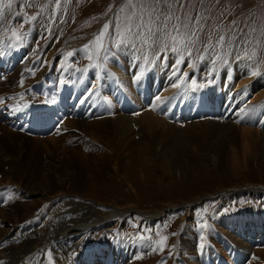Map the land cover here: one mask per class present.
<instances>
[{"label": "rangeland", "instance_id": "obj_1", "mask_svg": "<svg viewBox=\"0 0 264 264\" xmlns=\"http://www.w3.org/2000/svg\"><path fill=\"white\" fill-rule=\"evenodd\" d=\"M5 2H7V0H5ZM29 2H31V0H12L16 19L14 23L8 21L6 24L8 26H2L0 24V38L3 42H6L7 45L18 46L14 45L13 41L10 39V29L12 27L19 29L22 18L26 15H34L39 11L38 8L27 7V3ZM45 2L46 0H36L37 4H43ZM114 2H118V0H72L71 3L66 5V11L57 14L56 23L49 24V26L53 27L56 32V35L54 36L55 39L64 41L69 36L75 34H86V41L80 45L79 47L81 48L76 51L66 47V45L62 47V49L59 48L58 52L55 54L53 53V55L57 59L59 58L62 60H56L54 67H57V65L60 64L57 62L63 61V66L60 67V70L71 66L70 70L74 71V73H68L67 75L80 73L83 74V76H88V78L91 77V79H89L94 81L96 74L86 71L84 72V70H92V65L97 64V62L96 60H88L85 57V53L81 50L84 45L89 44L94 33L101 28L107 18L104 16V13ZM224 8H228L229 12L226 13L224 18H222L221 23L227 25L233 19L244 21L250 14L259 16L261 11L264 10V0H220L219 4L215 5L212 15H218V12L222 11ZM5 10H7V8H5L4 11ZM50 13L51 9L45 13V16L50 15ZM17 17L19 19H17ZM93 17H97V19L93 20ZM61 19L66 20L67 23H60ZM31 25L32 24H25L22 30L25 31L27 28V36L24 39L26 40L25 46L31 48L33 45L32 49H34V52H30V54L31 56H34H30L29 62L31 60V62H35L36 64L38 63L35 66L37 69L35 78H38L48 71V67H45V61L49 56L50 50L45 49L47 47L45 43L52 38V36L50 37L47 33H40L43 31L41 27L37 29L36 27H31ZM30 27L32 29L29 31ZM240 27H244V24L241 23ZM38 30L40 32H38ZM39 34L41 35L40 37L46 38L45 43H42L44 39L38 38ZM243 47L244 46L241 45V48ZM30 48H28V51H31ZM68 52H74V57L72 56L74 62L80 65H85L77 67L70 62H66L68 59L71 60L72 58L67 56ZM234 54L235 51L233 52V55ZM38 56H40V59H36ZM23 57L27 58V56H25V52ZM33 58L35 59L34 61L32 60ZM233 62L235 63V61H232V63ZM108 64H112V62L108 60L106 65ZM233 65L234 64H232V66ZM24 66L27 67L28 64H25ZM204 66L208 68L206 62L200 63V68H202L200 72L203 70ZM221 67L217 72V76H225V74H227L226 67ZM233 68L235 67L233 66ZM79 69L82 71H79ZM53 70H55V68H53ZM244 70L246 72L248 69L245 67ZM18 71L16 76L18 75ZM200 72L199 74L200 78L202 77L201 79L198 80L197 78L199 77H195L197 76V73H195L196 75L193 74L189 78L192 79L194 77L198 81L201 80L200 82H206L204 79L205 74ZM234 72V77L231 79L233 85L238 84L240 80L246 83H250L251 81L252 84L256 80L263 81L262 79H264V76L263 78H261V76H256L258 78L252 79V76H249L247 72L245 73L240 70L237 71L236 68L234 69ZM16 76L14 78L15 80ZM59 76L61 77V72L59 73ZM107 76H110L109 82H112L111 85H114L115 75L113 76L110 70H107L106 77ZM241 76H244L243 79ZM259 77L261 79H259ZM150 79L148 78L147 80ZM30 80L31 79H27V82ZM6 81L7 78L0 80V84ZM154 84L155 87L161 85L159 82L156 83V81H154ZM263 84L258 87H252V91L249 89V92L252 95L251 98L253 99L252 100L250 98L249 100H251V102L247 105L248 108H250L248 109V121L252 122L251 125L256 123L257 120L255 115L257 105L255 106L253 103V101H256L253 95L255 94V91L264 87ZM18 85L19 80H17V86ZM151 85L152 84L149 83L148 87ZM11 86H15V84H12ZM147 93L148 97L143 103H145L148 99V102L145 104L148 106L150 105L151 111H156V114L160 116L163 113L157 109L158 107H156V97H158L160 93L152 92L149 88ZM193 94H199V91L194 92ZM240 94H242V92H240ZM87 96L89 97L88 103L91 104V97L93 96L90 93L86 94L85 97ZM6 97L7 96H5V98ZM10 101H13V98H10ZM260 102H264V98H262ZM93 103H96L94 97ZM138 109H145V105L139 103ZM140 112L141 111H139V113ZM223 116L228 118V116ZM224 117H221L223 119L221 122L215 121L217 119H213L214 117L206 118V120L203 121L197 120V122L210 121L215 124H208L198 128H190L189 125L195 123L196 120H192L191 122L187 121L186 123L184 122L185 124H182V121L176 120L178 123L177 125L174 123L175 120H169L165 115L164 118L175 126L176 129L174 131H159V134L157 133L158 136L155 137V139L158 138L159 142L157 141V145L155 144L156 146L154 145L150 150L145 147L143 148L142 144H140V146L131 148L133 150H126L125 152H123L121 148L125 149V141L133 138L131 133L128 134L129 137L125 139H121L112 133H108L99 141L92 138L94 140L93 141L90 139L89 135H87L88 133L85 132V134L83 130L77 126H71V122L69 123L70 119L69 121L66 119L64 123L63 121L56 120L58 124H64L63 127L67 130V133H64L65 129L61 127L62 132H59V136L56 137L57 141L59 138V143H57L56 146H53V144L47 140V136H50L52 133L45 135L43 138L42 136H27L22 134L20 131H12L11 129L10 131L17 133L19 136L15 137L14 140H9V142L5 135V133L7 134L6 131H9V129L0 126L1 131H3L4 128L6 129L4 130V136H2L0 132V156L2 155L0 157V165L1 162L8 157L10 158L8 160H12V163L16 162L20 168V173H18V171H14L13 166L11 167L8 164L1 165L0 179L3 177L2 170H6L10 173L13 172L14 175L17 173L19 176H22L21 174L24 173L23 176L26 177L25 181L29 184L47 182L53 187L52 190L57 187L59 188L60 183H64L65 185L71 186L74 193L78 194L77 196L80 197H78L79 200L85 201L89 204L91 202V204L95 205L99 212H104V210L107 211L112 208H133L130 210L131 213H126V215H124L127 218L123 223L125 226L122 225L123 228L121 229V236L126 238L128 237V239H130V241L127 242V249L129 253L124 251L123 253L116 252L117 258L120 260L116 263L114 258L111 257V262L114 261V264H123L128 258H130L128 264H132L136 260L140 261L144 252L148 253V255H144L146 256L144 261H147L145 263L148 264H162V262H164V264H187L184 262L187 261V258H189L188 260L193 259L194 262H198L200 261V256H197V253L184 255V260H177L178 258L176 257L174 258V262L170 260L175 253V250L173 251V244L175 243L174 238L179 232L178 228L180 227L182 220L189 221L184 232H188L187 236L190 237V241H193V243L196 244L195 246L199 243L201 244V237L203 236H209L213 239V229L211 226V223L213 222V227L221 230L222 235L225 237L227 236L229 240L233 241L229 237L228 233H230V235H235L231 231H238L239 225L237 224L239 221L242 220L241 222L248 223V220L244 218V214H249L252 209L256 212L252 211V213L248 216H250L249 220L251 224H256V228L253 229V232L255 231L253 237L255 238L258 233L260 236L264 234V195L259 196V194L256 195L249 193V191L247 192V190H249L248 188H250L249 186H253L251 187L252 189L256 188L258 190H264V134L254 132L246 133L241 130H228L223 126H219L223 125V122L225 124L228 123V119ZM109 118L113 119L114 117ZM215 118H218V116ZM93 119L99 120L104 118ZM135 119H129L134 133L138 132L139 128L136 124L139 122ZM224 119H226L225 121L227 122H225ZM240 122L241 121H239V123ZM0 123L2 124V122ZM253 126L255 127V125ZM260 130L264 131V128L260 127ZM22 136H25V138ZM61 139L63 142H60ZM133 140L138 142L141 139L137 134H134ZM112 147L115 153L112 149H109ZM116 150L118 152L120 150V154L117 153ZM136 152L139 154H135ZM21 167L23 168V172L21 171ZM14 189L15 190L12 195L9 191V197L5 202V204L7 203L4 205L5 207L13 204V202L17 199H20L18 194L20 193L21 195V190H19V188ZM235 189L242 192L237 193L235 192ZM209 194L214 195L207 197ZM43 197L44 196L41 198L45 200ZM43 202L44 201H41L38 205L36 204L31 208V216L29 217L31 218L35 216L40 219L42 217L43 222L39 224L41 228L46 226L45 224L47 221L52 220L51 217L53 215L52 212L46 213L47 215L43 216L40 214L43 212V206L45 205ZM60 207L61 206H58V204H54L52 208ZM187 207L190 209L186 211L185 208ZM12 210L14 209L12 208L11 211ZM137 211H162L163 214L161 213L162 217L150 221L147 218H143L142 216L135 214ZM36 213H39L41 217ZM236 213L237 216L240 215L243 217L241 219H238L239 217L232 219L228 217L229 215H236ZM29 218L21 221L20 223L25 222ZM232 222H237V224H233V229L227 225ZM48 223L50 224V222ZM205 223L208 227L201 228L200 225ZM102 225L103 224H101L100 230L91 231L90 227L85 229L87 230L89 241L91 242L89 245L93 246L96 244L98 246V244H104L107 248H116L120 250L121 245H117V247L114 245V243L120 244L115 241L116 238L119 239V234L112 235V233H109L108 230L103 229ZM12 226H14L13 222H10L8 225L3 223L0 224V228L4 227L8 229L7 234H10H6L7 236L5 235L7 238L11 236ZM221 226H224L229 232L222 230ZM198 229L202 230V236L197 235L199 233H197ZM246 230L248 234L252 231L249 229ZM140 236L150 237V240H141L139 239ZM245 236L247 238V242L250 236ZM162 237H167L163 251H152L149 244H151L152 247H157L155 242L160 240ZM185 237L186 233H184L182 238ZM4 238H0V240H3ZM197 238L200 239L197 240ZM240 238L243 239L242 237ZM59 239L61 240V238ZM59 239H54V242L59 243ZM255 239H258V237ZM263 240L264 238H261V242ZM109 241L113 242L109 243ZM213 241L216 242L215 240ZM48 242L46 241V244L44 243L45 249L52 246V244H48ZM263 242L261 243L262 246L260 245L262 249H264ZM89 245L87 244L86 248ZM209 246L210 244H208L207 247L209 248ZM253 248L258 249L259 246L250 247L249 252L250 250H253ZM134 250L135 257L133 258ZM39 252L44 253L45 250H39L37 253ZM87 253L89 252L87 251ZM25 255H27V253ZM36 255L37 254H35L34 257ZM41 255L44 256L43 254ZM255 255L257 256V259L254 261L257 262L262 260L264 262V258L262 256L258 254ZM42 256L39 255L38 258L35 257L33 261H38V264H42V261L44 260ZM45 259L49 258L46 257Z\"/></svg>", "mask_w": 264, "mask_h": 264}, {"label": "bare ground", "instance_id": "obj_2", "mask_svg": "<svg viewBox=\"0 0 264 264\" xmlns=\"http://www.w3.org/2000/svg\"><path fill=\"white\" fill-rule=\"evenodd\" d=\"M15 19H16V16L14 15V7H12V10L7 9L4 11V22L0 24L2 26L3 25L8 26L6 25L7 22L9 21L11 23H14ZM17 19L19 18L17 17ZM31 27H36L37 29L41 27L43 31L40 32L38 30V32L43 33V34L47 33L49 34L50 37L52 36V38H50L46 43H45L46 41L45 37H40L41 35L39 34L38 38L44 39L42 43H45V45L47 46L45 49L50 50L49 56L47 57L45 61V67H48V69L55 68V70H53L52 72H49L48 70L47 72L42 74L39 78H35V74L37 71L35 66L38 63L37 64L35 62L32 63L31 60L29 62V58L31 56L30 52H34V49H32L33 45L31 48L25 45H24V48H22L23 44L26 43L25 42L26 40H24L22 44H19L18 46L10 47L9 45H7L6 42H3L0 38V51L1 52L5 50L8 53H12L18 56H23L24 52L25 54H28L26 60H24L23 62L16 61L15 65H11L10 56H7L6 62L3 61L0 64V80L7 78L6 82L0 84V87H1L0 91H2L0 92V97L4 95L7 96V99L0 100V106L5 105L6 111H11L13 109V106L11 104L12 101H10V98H13L14 97L13 95L17 94L20 91L23 92L24 88L29 89L31 84H35V85L31 86L30 92L38 98L36 101H40V103H43L45 100H47L46 96L50 95L48 90L55 89L53 87L51 88L50 86L46 85L48 79L56 80L59 78L60 84L62 86V91L60 92V90H58L59 92L58 95L63 94V97H65L66 106L61 105V106L56 107V111L52 113L54 121L57 118V116L61 114L62 111L64 110L66 112V115L64 112L65 119L63 120V123L66 119H68V121L70 119L69 123L71 122L72 124L71 126H77L81 130H83L84 133L85 132L88 133L87 135H89L90 139L94 138L95 140L99 141L100 139H102L104 135L108 133H112L121 139H125L129 137L128 134L130 133L133 135L132 136L133 138H134V134H137L141 140L137 142V141H134L133 138L132 139L130 138L128 141H125V144H126L125 149L121 148V150L123 152H125L126 150L131 151L133 150L131 148L140 146V144H142L143 148L145 147L148 150H150L155 144L157 145L158 138L155 139V137L158 136L157 133L159 134V131L160 132L164 130L174 131L176 129L175 126L169 123L168 120L165 119L164 117L169 111L171 107V103L174 100V98L180 96L181 94H186L187 96L194 95L193 94L194 92L189 91L188 93V92L183 91V86L179 90L173 87L171 88L172 83L178 82L176 78L173 77L172 75L173 65L175 63V58L173 56L169 55V58L166 61L163 60V58H161V60L156 61L154 64L146 66V65H143L142 62L138 63L135 59V56L132 53L119 52L114 57H111L109 59L112 62V64L106 65L108 63V60L103 62L105 68L104 67H92L93 68L92 70L90 69L84 70V72L86 71L89 73L96 74V77L93 81V80H90L88 76H83V74H80V73H75V75L74 74L67 75L68 73H72V72L74 73V71L70 70L71 66L65 67V69L63 68L62 70H60V67L63 66L62 64L63 61L57 62L60 64H58L57 67H54L55 61L56 60L59 61L62 59H59V58L57 59L53 55V53L55 54L56 52H58L59 48L62 49V47H64L65 45L66 47L71 48L73 51H76L77 49L81 48L79 47L80 45L85 43L86 34H81V35L75 34V35L69 36L64 41H61L60 39L59 41L54 38V36L56 35L55 34L56 32L53 27L48 25V27L51 28V33L47 32L45 30V27L40 22H33ZM31 27L29 31L32 29ZM25 31L27 32V28L25 29ZM30 45H31V42H30ZM28 48H30L31 51H28ZM33 56L34 55H32L31 57ZM73 57L71 58V60L68 59V61L66 62H70L71 64L77 67L85 65V64L80 65L78 63H75L73 61ZM34 58L32 59L33 61L35 60ZM96 62L97 64L101 63V61L99 60H96ZM30 63L33 64V69H30L26 72ZM25 64H28V66L25 67L24 66ZM186 64H187V61L185 62V65L181 66L179 71L182 73L187 72L188 73L187 79L189 81L191 80L189 77H191L193 74L196 75L195 73H197V76L195 77L196 78L199 77L197 78L198 80L201 79L200 74H199L200 70L202 69L200 68V63L197 65V68L195 70L191 68H187ZM232 64H234L233 66L237 69V71L240 70V71L245 72L244 69L246 66L242 61L232 63L231 60L228 65L223 66V68L226 67V70H227V74H225V76H217L218 71L216 73H213V75L210 77L207 76L206 74L209 68H206V66H204L203 70L200 72V73L203 72L205 74L204 75L205 80L213 78L216 81L215 85H212V86L206 85L205 88H203L205 94L208 95V97H210L212 92H214L216 96L215 99L217 100L216 105H217L218 110L216 112L217 115H214L213 119H217L215 121L221 122L223 121L221 117H224L223 115H225V116H228V118L224 117L228 119L227 120L228 123L225 124L223 122V125H219V126H223L224 128H227L228 130H241L242 132H246V133L254 132V133L264 134V131L260 130V127L264 128V110H263L264 104H262L264 102L262 103L260 102L262 98H264V87H262V89H259L258 91H255V94L253 95L256 100L255 102L253 101V103L255 104V106L257 105V109L255 112L257 120H256V123L253 124L255 125V127L257 126L256 128L253 125H251L252 122L248 121L249 119L248 109L250 108H248L247 106L248 103L251 102V100L249 99L252 97V95L249 92V89L250 91H252V87H258L262 85L264 82V79H262L263 81L256 80L252 84H251V81L250 83L249 82L246 83L240 80L238 84L233 85L231 79H233L234 77L235 68H233ZM107 70H110L113 76L115 75L114 85L117 87L116 93L118 94V96L120 97L122 95L126 96L127 94L128 98H131L133 102L136 104V109H138L139 103L145 105V109H138L141 111L140 112L141 114L139 112H138L139 114H135L132 111L125 112L121 109H118L117 111H115L114 109H103L101 111L102 114H107L108 116H109V113H114V116H109L112 118L114 117L113 119L109 117L105 118L98 114H93V106H94L93 97L96 102H98L100 99L103 100L104 98H106L108 94L107 91L110 88L109 83L112 84V82H109L110 76L106 77ZM17 71H18V75L16 76ZM79 71H82V70L79 69ZM248 71L249 70H246L247 73ZM60 72H61V77L59 76ZM141 72H143V75L141 76V78L138 81H134V76L139 75ZM15 76H16V80L14 79ZM152 76L160 77V80H162L163 82V84H161L162 92H159L160 99L157 100L156 102V107H158L157 109L162 111L163 113L160 116L156 114V111L155 112L151 111L150 105L148 106L145 104L146 102H148V99L145 103H143L145 99L148 97V93H147L148 88L150 90L152 88V92H158V91L153 90V88H155L154 81L158 83V80ZM260 76L261 78H263L264 75H260ZM243 77L244 76H241L242 79ZM26 78L31 79V80L27 82ZM148 78L149 79L151 78V79L147 80ZM256 78L258 77H252V79H256ZM261 78L259 77V79ZM14 80H15V83H14ZM17 80H19L18 86H17ZM61 81H63V83H61ZM88 83H91V84L87 86L86 84ZM149 83L152 85L148 87ZM12 84H15V86H11ZM37 84H41V86L39 87V85ZM245 87H247V93H248L247 95H244V92L242 91L243 89H245ZM32 89L36 90V92H33ZM225 90L226 91L228 90L226 97H225V94L223 93ZM240 92H242V94H240ZM89 93L92 94L93 96L91 97L92 98L91 104L88 103L89 97L88 96L85 97L86 94H89ZM200 93H201V90L199 91V94ZM107 99L111 103V106L112 105L116 106V102L113 101V97L107 96ZM224 99H226V104L227 106L231 108V110L228 109L226 105H223ZM175 107H179V106H175ZM49 108H52V107H49ZM46 110L47 109L45 108L43 109V111H46ZM186 111H187V108H186ZM92 114L95 116H90ZM0 116H3L1 112H0ZM130 116H134V117H130ZM217 116L218 118H215ZM91 117L104 118V119L98 120V119H93ZM133 118L134 119L136 118L139 122V123L135 122L139 126L138 132H135V133L132 130V127L130 125L131 122L129 120ZM190 120L191 119L183 118L177 121H183L182 124H185L187 121L189 122L192 121ZM193 120H196V122L193 121L195 123H192L190 125L188 124L190 128L191 127L198 128V127H202L208 124H215L210 121L197 122V119H193ZM225 120L226 119H224V121ZM177 121H175L174 123L178 125ZM200 121H203V120H200ZM239 121L241 122L239 123ZM55 124H53V126H55ZM0 126L6 127L7 129H9V131H6L7 134L4 132V130H6L5 128L3 131L0 130L2 136H4V133H5L6 137L8 138L7 139L8 141L14 140L15 137L19 136L17 133H13L12 129H11L12 131H10V128L4 122H2V124L0 123ZM63 126L64 124L62 125V123L58 124V126L56 127V129L50 136L55 137V138L58 137L59 132H62L61 127ZM63 129H65L64 133H67L66 128L63 127ZM35 136L40 137L39 135H35ZM50 136H47L48 137L47 140H49L53 144V146H56V144L59 143L58 142L59 138L57 141V138L55 139ZM22 137L25 138V136H22ZM42 137L44 138V136ZM61 141L63 142L62 139L60 140V142ZM109 149H112V151L115 153V151L113 150V147ZM117 153L120 154V150L119 152L117 151ZM135 154H139V153L136 152ZM5 159L1 162V165L8 164L11 167L13 166L14 171H18V173H20L19 165L16 162H15L16 164L12 163V160L11 161L8 160L10 159L8 157ZM21 171L23 172L22 167H21ZM2 172H3L2 173L3 177L0 179V205H1L0 206V224L3 223L5 225H8L10 222L14 223V226H12L11 236H9L8 238L6 237L7 235L10 234V233L7 234L8 229L4 227L0 228V238L6 237L3 240L2 239L0 240V261H3L4 264H15V262H21V264H38V261H33V259L35 257L38 258L39 255L42 256L41 254L44 255L42 256L44 258V260L42 261V264H49V259H45L46 257L48 258L47 253L49 250L52 251V257H53V260L55 261V264H97L96 262H100V264H114L115 262L117 263L120 260L117 258L116 252L123 253L124 251V252L129 253L127 249V245H128L127 242L130 241V239H128V237L126 238V237L121 236V232H122L121 229L123 228L122 225L125 226V224L123 223L125 219L127 218L124 215H126V213H131L130 210H132L133 208L131 209L129 207L128 209L127 208L125 209L124 208L123 209H118V208L113 209L112 208L107 211L104 210V212H99L97 208L95 207V205L91 204V202L89 204V203H86L85 201L79 200L80 197L77 196L78 194L74 193V190L71 189V186L69 185L60 183L59 188L57 187V188H54V190H52L53 187L49 185L47 182L29 184L27 181H25L26 177L23 176L24 173L21 174L23 176L22 177V176H19L17 173L16 175H14L13 172L10 173L9 171H6V170H2ZM249 187L250 188H248L249 190H247V192L249 191V193L256 194V195L259 194V196L264 195L263 189L258 190L256 188L252 189L251 187L253 186H249ZM14 188L16 189L19 188V190H21L20 191L21 195L19 192H17L19 193L18 197L20 196V199L19 200L17 199L16 201H14L15 203L13 202V204H10L9 206L5 207L4 205L7 204V203L5 204V202L7 198L9 197V191L12 195L15 190ZM235 192L241 193L242 191L235 189ZM42 196H44L43 198H45L46 201L41 198ZM41 201H44L43 203L45 205L43 206V212H41L40 214L43 216V215H47L46 213H49V212L53 213L51 217L52 220L47 221L46 224L44 223L46 225L44 228L43 227L41 228L39 225L41 222H43L42 217L40 216L39 213H36V214H39L41 219L35 216L29 218L31 216V208L36 204L38 205V203H40ZM54 204H58V206H61V207L52 208ZM12 208L14 210L11 211ZM189 209L190 208L188 207L185 208L186 211ZM252 211H254V209H252ZM252 211H250L249 214H246L244 212L245 213L244 218L248 220V223H243L241 222L242 221L241 220L239 221L238 224L237 222L235 223L232 222V223L227 224L228 226L232 227V229L234 228L233 224L239 225L238 231H235V230L231 231L235 235H230V233H228L229 237L234 242L229 240L227 236L225 237L224 235H222L221 230H218L215 227H213L214 222L211 223L212 224L211 226L213 229V232L211 231L213 234V239H211L209 236H203L202 242L205 245V247L202 250L199 247L200 243L197 244V246H195L196 244H194L193 241H190L189 239L190 237L187 236L188 232H184L186 227L188 226L189 221L182 220L180 227L178 228L179 232L178 234H176V237L174 238L175 243L173 244V251L175 250L174 251L175 253H174V256L170 260L174 262L175 257L178 258L177 260L179 259L184 260L183 259L184 255H190V254L197 253V256L198 255L200 256L201 262L200 261L194 262L193 259L188 260L189 258L187 257H186L187 261H184V262H186L187 264L189 263L190 264H207L208 262H218L219 258H226L227 253H229V254H234L235 257L236 256L242 257V260L239 262V264H243L248 261H250L248 264H261L263 262L262 260L257 261V262L254 260L257 259V256L255 254H258L264 258V249L260 247L261 243L264 241L263 240L261 242V238H264V234L260 236V234L258 233L255 236V238L258 237V239H255L253 237V235L255 234V231L253 232V229L256 228V224H251L249 220L250 216H248L250 215V213H252ZM161 213L162 211H147V212L137 211V213L135 214H137L138 216H142L143 218H147L148 220L151 221V220H155L156 218L162 217L163 213L162 214ZM228 217L230 219L238 218V217H239L238 219H241L243 216H240V215L237 216V213H236V215H231V216L229 215ZM27 218L29 219L26 220L25 222L20 223L21 221ZM48 218L50 219L49 216ZM38 219H39V222H37ZM256 221H259V220H256ZM48 222H50V224ZM101 224H103L102 228L105 230H108L109 233H112V235L119 234L120 236L119 239L116 238L115 241L116 243H120V244L114 243V245L115 247H117V245H121L120 250L116 248L114 249L107 248L104 244H98V246L96 244L93 246L89 245L91 244V242L89 241L88 233H87V230L85 229L90 227L91 231L100 230ZM221 227H222L221 228L222 230H226L224 226H221ZM246 229L252 230L250 234L247 233ZM184 233H186L187 239L186 237L182 238ZM197 233H198L197 235L202 236L201 229H198ZM245 235L250 236L247 242H246L247 238ZM239 236L242 237L244 240L241 239ZM59 238H61V240ZM54 239L56 240L59 239L60 242L56 243L54 242ZM198 239L200 238H197V240ZM213 240H215L216 242H214ZM46 241L47 242L49 241L48 244H52L51 247L47 246L48 249L47 248L45 249L44 247V243ZM110 242H113V241H109V243ZM53 243H56V244H53ZM87 244L89 246L86 248ZM208 244H210L209 246L210 251H209V248L207 247ZM253 246L254 247L259 246V248L258 249L253 248V250H250L249 252L250 247H253ZM39 250L40 251L45 250V252L37 253ZM87 251L89 253H87ZM215 251L216 253H214ZM26 253L28 256L25 255ZM35 254L37 255L34 257ZM111 255L113 256L115 262L114 261L111 262ZM144 255H148V253L144 252ZM144 255H142V259L140 258V261L136 260L132 264H135V263L136 264H148V263H145L147 261H144L146 259V256ZM134 257H135V250H134L133 258ZM129 259L130 258L126 259L124 263L126 264L127 262L128 264Z\"/></svg>", "mask_w": 264, "mask_h": 264}, {"label": "snow or ice", "instance_id": "obj_3", "mask_svg": "<svg viewBox=\"0 0 264 264\" xmlns=\"http://www.w3.org/2000/svg\"><path fill=\"white\" fill-rule=\"evenodd\" d=\"M71 2L72 0H46L43 4H37L36 0H31L27 7L38 8L39 11L22 18L19 29H10L13 44L23 43L27 36V32L22 30L25 24L40 22L51 33L48 25L55 24L57 14L66 11V5ZM219 2L220 0H118L107 8L104 13L107 19L81 51L88 60L101 61L100 64H93V67H104L103 62L119 52L132 53L138 63L142 62L146 66L161 58L166 61L171 55L175 58L172 75L178 81L172 83L171 87L179 90L183 86L185 92H198L206 84L213 82L211 79L199 82L194 77L189 81L188 73L179 71L186 61V67L193 70L199 63L206 62L209 68L206 75L209 77L221 66L228 65L230 58L231 61H242L249 70V76L264 75V10L259 16L250 14L244 21L233 19L224 25L221 20L229 12L228 8L219 11L216 16L212 15ZM12 7V0H0V23L4 22V9L12 10ZM49 9L50 15L45 16ZM60 23L67 21L61 19ZM241 23L244 27H240ZM241 45L244 47L241 48ZM73 55V52L67 53L68 57ZM142 75L143 72L134 76V81H138ZM242 91L244 95L248 94L247 87ZM156 99L159 100L160 97ZM200 227L208 226L205 223ZM139 239L150 240V237L140 236ZM166 241L167 237H162L155 242L157 247H152L151 244L149 247L152 251H163ZM199 247L202 250L205 245L201 243ZM47 256L49 264H55L51 250ZM0 264L4 262L0 261Z\"/></svg>", "mask_w": 264, "mask_h": 264}]
</instances>
